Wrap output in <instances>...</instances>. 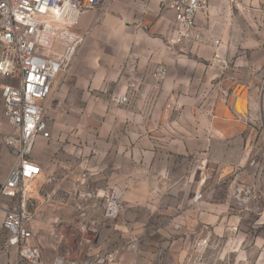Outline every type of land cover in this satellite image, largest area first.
<instances>
[{
	"label": "crops",
	"instance_id": "crops-1",
	"mask_svg": "<svg viewBox=\"0 0 264 264\" xmlns=\"http://www.w3.org/2000/svg\"><path fill=\"white\" fill-rule=\"evenodd\" d=\"M168 2L107 0L81 15L85 40L42 102L50 137H39L33 152L41 173L27 203L46 264L58 255L64 264H82L115 247L121 254L107 264H133L136 252L125 249L130 232L147 229L159 234L165 257H143V264H194L197 239L219 223L218 207L210 211L205 200H196L205 166L219 172L250 160L264 90V0L213 2L196 19L201 40L174 46L168 42L174 21ZM130 55L137 62L133 72L125 67ZM159 66L168 69L161 82L152 76ZM10 81L0 76V120L6 124L1 89ZM120 95L128 101L117 103ZM6 133L0 130V186L14 161ZM178 181L184 183L179 190ZM125 186L115 218L105 215L102 198L81 199ZM80 203L87 207L83 220L90 233L77 227ZM0 204L1 236L8 235L2 221L12 203L0 198ZM16 257L15 250L0 251V264Z\"/></svg>",
	"mask_w": 264,
	"mask_h": 264
},
{
	"label": "built area",
	"instance_id": "built-area-1",
	"mask_svg": "<svg viewBox=\"0 0 264 264\" xmlns=\"http://www.w3.org/2000/svg\"><path fill=\"white\" fill-rule=\"evenodd\" d=\"M217 1L227 0H169L167 6L174 13L169 44L200 41L197 16L208 13L211 4ZM106 2L0 0V76L11 80L1 89L3 115L11 126L4 136V143L14 157L13 166L0 186V198L12 201V206L5 209L2 221L8 235L0 241V251H16L17 257L11 264H46L40 247L34 243L36 233L31 224L34 215L27 203L31 192L28 185L41 173L40 164L33 160L35 144L39 137H50L42 102L50 96L55 79L67 70L85 40L86 34L80 26L82 13ZM125 67L136 71L134 55L128 57ZM167 74L166 66H159L152 72L160 82ZM115 99L117 103L128 101L124 95ZM126 191L127 186L112 191H90L81 195V199L85 202L92 197L102 198L105 215L115 218L123 210ZM78 209V229L83 233L92 232L90 224L83 220L88 217L86 205L80 203ZM120 254L121 248L115 247L86 257L82 264L116 263ZM54 264H64L63 256H56Z\"/></svg>",
	"mask_w": 264,
	"mask_h": 264
},
{
	"label": "rangeland",
	"instance_id": "rangeland-1",
	"mask_svg": "<svg viewBox=\"0 0 264 264\" xmlns=\"http://www.w3.org/2000/svg\"><path fill=\"white\" fill-rule=\"evenodd\" d=\"M260 91L263 92V98L262 102H257V113L253 121L250 160L246 164L234 165L219 172L211 165L205 166L202 191L196 194V200H205L210 211L218 207L219 223L213 226L215 222H212L203 237L199 238L198 234L199 239L195 248H192L194 264L201 257L206 259L203 264H264V90L260 88L259 94ZM10 129L2 117L1 134ZM181 168L178 165L176 172ZM192 171H195L194 166ZM183 184L178 181L176 188L179 190ZM187 185L190 190L195 188V182ZM28 187L31 188V184ZM176 201L179 207L181 198ZM5 236V233H1V240ZM129 238L125 249L136 252L133 264H143V257L154 259L158 255L160 247L157 243L161 238L155 230L131 231ZM149 250L152 253L146 254ZM159 257L164 258L165 254L159 253Z\"/></svg>",
	"mask_w": 264,
	"mask_h": 264
}]
</instances>
